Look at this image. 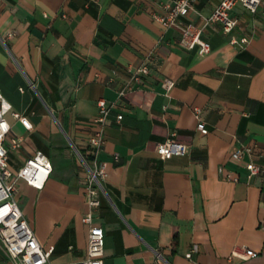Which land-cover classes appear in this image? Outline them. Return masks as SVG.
<instances>
[{
  "label": "crops",
  "instance_id": "0c3cea01",
  "mask_svg": "<svg viewBox=\"0 0 264 264\" xmlns=\"http://www.w3.org/2000/svg\"><path fill=\"white\" fill-rule=\"evenodd\" d=\"M217 2L197 0L182 19L210 43L200 56L151 17L173 0H0V112L21 139L8 166L16 174L36 152L51 162L43 189L18 180L16 200L53 264L85 258L87 216L103 230V264H264V174L246 170H264V19L236 7L223 34L205 24ZM243 36L245 47L230 42ZM145 63L142 87L120 96L126 70ZM99 100L110 111L93 151ZM172 135L187 151L164 160L155 147ZM98 165L91 208L83 187ZM0 264H17L1 242Z\"/></svg>",
  "mask_w": 264,
  "mask_h": 264
},
{
  "label": "built area",
  "instance_id": "2783aa9c",
  "mask_svg": "<svg viewBox=\"0 0 264 264\" xmlns=\"http://www.w3.org/2000/svg\"><path fill=\"white\" fill-rule=\"evenodd\" d=\"M196 1L173 0L171 6L163 11L153 12L151 17L166 29H178L180 32L179 45L183 49L193 50L197 48L199 55L204 56L210 52L211 47L210 43L203 38V30L193 23H183L182 21L193 10ZM236 7H241L249 14L260 13L264 19V0H218L212 13L205 20L206 26L218 23L221 25L223 34H231L238 25V20L231 16ZM230 42L239 47H245L249 43V38L247 36L240 39L232 37ZM149 73L150 67L146 63L138 68H128L125 85L120 96H124L128 91L141 88ZM160 85L165 94L169 95L175 86V82L164 78ZM97 107L98 114L95 123L99 125V128L94 132V136L88 140V145L93 151H97L103 146L104 127L110 111L105 100H99ZM194 115L198 120V129L201 133L206 134L207 130L200 119V111L194 110ZM12 116L26 130L31 128L29 120L20 113L13 112ZM121 118L122 116L117 117L118 120ZM20 143L19 137L11 135V126L4 119L3 112H0V242L17 264H53L50 261V252L43 249L38 243L34 231L16 200L18 180H23L28 186L36 190H42L52 172V165L43 153L36 152L33 157L26 160L24 166L16 174H12L8 166V154L10 150L18 148ZM187 147V144L175 139L172 135L164 142L157 144L155 152L162 159L168 160L174 156L184 155ZM253 151L250 147L239 149L231 154V158L240 161L245 154L252 155ZM246 170L250 176L264 174V170L253 162L246 165ZM105 177L106 172L103 165H98L90 170L89 180L84 184L83 189L91 208L99 206L98 186ZM82 221L89 225L86 256L83 260L71 264H103V230L99 226L92 225L91 216L83 218ZM235 251H240L246 256L252 254L246 248H239Z\"/></svg>",
  "mask_w": 264,
  "mask_h": 264
}]
</instances>
